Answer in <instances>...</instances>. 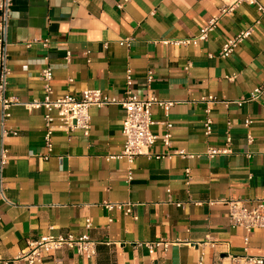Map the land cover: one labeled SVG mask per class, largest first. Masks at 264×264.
<instances>
[{
	"label": "crops",
	"instance_id": "obj_1",
	"mask_svg": "<svg viewBox=\"0 0 264 264\" xmlns=\"http://www.w3.org/2000/svg\"><path fill=\"white\" fill-rule=\"evenodd\" d=\"M215 16L220 19L206 41L176 43L197 35ZM252 25V36L229 58L221 57L226 40ZM131 37V44H120ZM36 38H48L49 46ZM8 40V93L22 104L10 108L6 122L17 134L2 137L0 127V149L7 150L6 162L0 159V182L8 200L0 197L2 259L17 256L28 240L50 232H89L98 253L88 260L64 250L40 264H59L58 259L62 264H240L235 258L264 257V229L246 243L245 231L226 216L228 206L210 202L234 198L252 207L264 199V96L242 106L213 105L210 136L204 131L202 100L209 95L248 98L264 81V18L256 5L234 0H14ZM47 66L53 69V98L86 89L124 98L131 70L130 88L140 98L174 101L168 118L161 108L153 109L151 128L162 135V122L168 119L171 145L158 140L151 156H139L133 164L110 158L124 148L126 113L119 104L93 106L90 134L56 130L45 160L46 110H31L24 103L44 98L41 71ZM211 148L228 151L210 156ZM186 169L191 170L189 184ZM104 202L130 203L134 215L108 210ZM87 217L93 221L90 231ZM161 241L168 243L166 249L146 245Z\"/></svg>",
	"mask_w": 264,
	"mask_h": 264
},
{
	"label": "built area",
	"instance_id": "obj_2",
	"mask_svg": "<svg viewBox=\"0 0 264 264\" xmlns=\"http://www.w3.org/2000/svg\"><path fill=\"white\" fill-rule=\"evenodd\" d=\"M246 2L256 5L262 17L264 18V5L258 0H234V4ZM14 0H0V127L2 130V137L6 135H16L15 130H8L6 122L11 117L10 108L14 105L22 104L16 96L8 93L9 78L11 75V67L9 64V40L8 33L10 28L11 13ZM228 7L222 10L226 13ZM219 16L211 18L203 27L200 28L197 35L192 38H186L176 43L183 45H197L200 42L206 41L209 34L213 31ZM260 20L256 22L259 24ZM255 25H252L245 30L240 31L236 36L226 40L223 45L220 55L223 58H229L236 50V48L244 41L249 39L254 32ZM35 41L41 42L43 46H49L50 40L48 38H36ZM134 38H127L121 40L120 44H131ZM166 43V42H165ZM71 52L67 54V60L70 61ZM232 76L231 78H234ZM132 71L127 72V95L124 98H116L105 95L101 89H86L80 95L65 94L53 98V69L47 66L41 71V79L43 81V88L45 96L43 99H34L24 103L29 109L44 108L46 131L44 135V146L48 153L44 155V159L48 160L54 148L53 134L56 130H64L68 133L80 130L85 136H88L92 127V116L90 109L93 106L103 107L110 104H119L125 110V118L123 120V136L125 138L124 148L118 155L110 156V158H125L129 164H133L139 156H151V149L154 144L161 140L164 145L170 146L172 142L171 129L172 123L166 119L162 124L165 126V131L162 135L152 132V126L156 123L153 119V109L159 107L164 111L166 118L169 117L174 101L161 100L155 96H148L140 98L131 90L133 83ZM153 79V72H148V82ZM69 81H72L70 79ZM264 96V81L257 86L248 98L240 100H221L214 95L205 96L202 98L206 102V119L204 122V131L207 136H210L213 131L214 121L211 116L212 106L217 103H223L225 107H229L231 103H236L242 106L247 101L261 99ZM59 121V125H55V121ZM251 119H247L245 124L250 126ZM249 141L252 137L249 136ZM227 142H231V138H227ZM6 149L2 146L0 149V159L2 163L7 160ZM227 149L211 148L210 156L219 153H226ZM177 154L187 156L184 150L176 151ZM156 158H163L164 155H155ZM193 157V155L191 156ZM132 172H130L129 179H132ZM191 170L186 169L187 184L191 181ZM0 197L8 201L4 195L3 182H0ZM211 203H224L228 206L226 214L230 224L234 227H240L245 231V242H249L250 235L260 229H264V199L256 200V204L248 207L245 201L234 198H223L219 200L210 201ZM108 210H122L126 214H133V205L128 203H113L104 202ZM182 203L179 202L178 206ZM137 219V216H134ZM93 227L91 217L85 219V228L90 231ZM146 245L150 249L163 246L165 249L168 246L167 242H147ZM64 250L75 251L78 255L85 259L93 260L98 253V243L94 240L89 232L76 235L72 232L54 234L48 233L42 235L38 239L28 240L27 247L21 251L17 256L11 259H2L0 256V264H40L44 259L50 255ZM240 261V264H264V257H242L235 258ZM58 263L62 264V260L58 259Z\"/></svg>",
	"mask_w": 264,
	"mask_h": 264
}]
</instances>
